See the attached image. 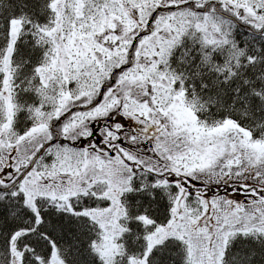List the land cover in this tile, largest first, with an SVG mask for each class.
I'll use <instances>...</instances> for the list:
<instances>
[{
    "label": "snow or ice",
    "instance_id": "snow-or-ice-1",
    "mask_svg": "<svg viewBox=\"0 0 264 264\" xmlns=\"http://www.w3.org/2000/svg\"><path fill=\"white\" fill-rule=\"evenodd\" d=\"M0 264H264V0H0Z\"/></svg>",
    "mask_w": 264,
    "mask_h": 264
}]
</instances>
